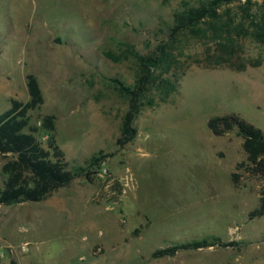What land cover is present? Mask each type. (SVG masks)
<instances>
[{"label": "rangeland", "instance_id": "374dc122", "mask_svg": "<svg viewBox=\"0 0 264 264\" xmlns=\"http://www.w3.org/2000/svg\"><path fill=\"white\" fill-rule=\"evenodd\" d=\"M210 1L0 0V114L12 98L29 99L32 73L45 98L30 111L42 145L54 139L73 171L94 153L106 155L93 181L79 175L42 201L0 204V262L264 264V215H248L264 177L237 168L247 154L236 129L218 136L208 127L210 117L236 112L264 130V64L236 71L192 63L188 54L201 49L183 36L175 52L188 67L178 70L176 90L145 104L135 138L117 143L129 99L115 79L134 86L138 56L167 40L180 14ZM253 1L258 8L263 0ZM245 42L248 53H260ZM46 114L56 116L55 131L43 126ZM11 157L0 153V186ZM211 235L238 245L152 256Z\"/></svg>", "mask_w": 264, "mask_h": 264}, {"label": "trees", "instance_id": "16d2710c", "mask_svg": "<svg viewBox=\"0 0 264 264\" xmlns=\"http://www.w3.org/2000/svg\"><path fill=\"white\" fill-rule=\"evenodd\" d=\"M235 1H238V5L233 11L231 4ZM256 4L253 0H211L187 10L178 16L167 40L161 42L150 55L138 56L140 70L134 86L115 79L120 93L129 99L117 139L119 145L124 146L135 138L137 128L134 120L145 104L165 102L176 90L179 72L183 75L188 67L181 66L179 55L175 52L180 49L183 36L194 38L196 48L201 49L188 54L192 63L236 71L264 64V0L258 8H255ZM247 39L260 47L259 54L248 53ZM27 88V101L12 98L11 106L0 114V153L12 156L2 166L5 180L4 185L0 186L1 205L42 201L79 175L93 181V168L101 165L106 156L102 151L94 153L88 158L86 166H79L77 171H73L69 168L64 150L54 139L49 147L43 146L35 134L38 127L31 124L30 111L40 108L45 98L37 76L32 73L27 75ZM153 88L156 92H153ZM55 121L54 114H46L42 124L48 130L55 131ZM208 127L218 136L236 129L244 138L243 147L247 154V163L240 162L237 168L246 166L250 174L264 177V130L261 127L236 112L210 117ZM232 177L238 183L241 175L235 171ZM248 215L250 219L264 215V187L260 192L259 206ZM237 245L236 240L225 241L211 235L158 248L152 256L160 258L174 256L182 250ZM10 264L18 262L13 258Z\"/></svg>", "mask_w": 264, "mask_h": 264}, {"label": "built area", "instance_id": "2783aa9c", "mask_svg": "<svg viewBox=\"0 0 264 264\" xmlns=\"http://www.w3.org/2000/svg\"><path fill=\"white\" fill-rule=\"evenodd\" d=\"M106 173H107V168H106V167H102V168H100V170H99V172H98V174H99L100 176H104Z\"/></svg>", "mask_w": 264, "mask_h": 264}]
</instances>
